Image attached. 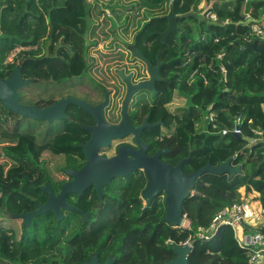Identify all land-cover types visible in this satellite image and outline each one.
<instances>
[{"label": "trees", "instance_id": "obj_1", "mask_svg": "<svg viewBox=\"0 0 264 264\" xmlns=\"http://www.w3.org/2000/svg\"><path fill=\"white\" fill-rule=\"evenodd\" d=\"M201 1L0 0V77H9L18 65L24 78L46 81L91 71L97 64L91 48L110 35L116 57L133 54L129 47L137 46L153 58L162 44L154 31L167 26L170 7L183 14ZM206 1L212 5L205 16L180 17L178 29L163 44L161 72L168 83H159L156 96L139 91L137 99L149 106L147 112L156 119L176 120L172 146L179 154L177 160L191 154L186 170L233 157L242 172L233 176L207 172L197 180L184 202L191 229L164 220L163 198L143 206L145 178L136 176L121 188L113 183L105 199L99 201L95 195L94 203L84 208L92 212V220L82 221L65 240L34 244L26 250L28 227L17 238L14 230L0 226V264H79L94 254L103 262L116 257L115 264H163L176 257L168 240L181 244L189 236L193 241L189 264H248L247 254L239 247L227 249L224 236L230 228L223 227L209 241L197 238L195 228L209 225L222 207L242 201V190L255 193L252 201L264 209V37L257 48L250 46L259 37L251 26L264 20V0ZM176 92L188 104L172 115L164 104ZM22 100L37 104L24 96ZM212 111L218 113L220 129H232L239 119L242 135L232 130L212 132L211 122L206 131H198V124ZM27 119L34 120L12 112L0 101V212L11 217L37 209L32 201L43 194L39 186L46 172L27 169L85 161L79 143L66 137L38 139L31 129H23ZM254 131L260 133L261 141L249 146L257 135ZM64 149L78 151L80 158H53ZM25 175L37 179L23 180Z\"/></svg>", "mask_w": 264, "mask_h": 264}, {"label": "water", "instance_id": "obj_2", "mask_svg": "<svg viewBox=\"0 0 264 264\" xmlns=\"http://www.w3.org/2000/svg\"><path fill=\"white\" fill-rule=\"evenodd\" d=\"M194 15L193 11L176 14L173 6L170 7L169 13L166 15L168 19V27L163 32H158L162 36V41L165 42L168 36L178 29V20L180 17ZM260 37L254 39L250 44L252 48H257ZM134 55L139 56L148 61L149 72L151 79L134 85L131 82V75H126L124 69L119 70V74L128 85V91L124 100L123 119L119 124H109L104 116V108L109 103V92H105V100L93 106L88 102L77 100L74 98H65L57 101L50 107L39 108L33 104H25L21 102L19 90L33 82L34 79H25L22 75V67L18 65L8 78L0 77V101L2 105L23 117H29L37 120H53L55 118H63L65 108L70 103H76L84 108L88 113L93 114L99 122L97 127L91 128L94 136L88 143L84 144L87 153V163L79 171H68L73 174L74 179L63 184L62 190L58 195H54L51 191L50 184L47 183L42 189L49 193V199L44 204H39L38 208L31 212H22L14 215L15 218L23 219L24 226H30L35 217L43 214L54 212L58 221L64 218L60 204L65 208L71 209L79 213L83 217L84 222L90 220V213L85 212L77 207L67 205L65 197L68 193L78 192L83 193L84 189L92 184H96V190L99 199L103 195L104 186L115 177L127 175L133 170L144 169L147 175V185L142 192V197L149 202L161 193H165L166 214L164 220L174 227H180L184 220V202L192 193L193 187L197 180L205 173L211 172L216 174H229L233 176L236 173L242 172L241 165H234V158L230 157L226 161L213 165L207 162L197 170L191 173L184 172V166L190 161L191 156L182 159L177 165L165 164L160 160V155L168 151V149L159 150L153 156H147L145 153L148 145H145L140 139L141 130L148 125V120L138 128H133L130 117L127 114L128 105L133 95L142 88H147L156 94L155 82L160 79L159 67L145 57L135 46L131 47ZM163 46L159 50L158 59ZM57 111V113H56ZM238 127H241L239 124ZM136 133L137 143L141 146L139 150L131 149L129 146H120L118 154L107 158L98 154V149L101 146L108 145L113 138H119L126 135L128 132ZM241 136V135H240ZM128 153L132 154V158L128 157ZM171 250L176 254V257L163 264H189L188 259L191 253V246L188 244H172ZM116 257L110 256L107 261H100L97 254L91 256L89 260H84L79 264H115ZM203 264H209L207 262Z\"/></svg>", "mask_w": 264, "mask_h": 264}, {"label": "flooded vegetation", "instance_id": "obj_3", "mask_svg": "<svg viewBox=\"0 0 264 264\" xmlns=\"http://www.w3.org/2000/svg\"><path fill=\"white\" fill-rule=\"evenodd\" d=\"M167 27L168 24L164 29L155 30L154 32L156 33L163 32L166 30ZM160 37L162 40L161 35ZM163 44L164 42L162 41L161 47L163 46ZM131 47L133 46L129 47V51L133 53ZM153 48H154V44H150V50H153ZM138 49L153 64V66H157L159 64V60L161 61L159 67L160 79L155 82V88L157 90L156 94H154L153 91H151L150 89L142 88L133 95L128 105L127 114L129 115L130 122L133 128L135 129L142 126L146 121V119L148 120V125L144 127L140 132L141 141L145 145H148V147L145 150L146 155L153 156L159 150L168 149V151H165L160 155V160L165 164L177 165L184 158L177 160L179 154L174 152V148L172 146L173 141L171 139L174 137V133L176 130V120L172 119L171 121L165 122L163 119H156L153 113L151 114L147 112L149 106H146L144 101H139L137 99V93L139 91L142 90L147 91L151 94V96H156L159 91V83L160 82L168 83L169 81L168 77L163 76L161 72V67L163 64V61L161 59V54L159 56V59H158L159 51L155 56H153V58H150L145 54L143 50H141L140 48ZM110 59L114 60L111 62L112 65L115 64V66H119V65L123 66L122 68H116L115 73L112 74L110 77H105L103 74H101L100 71L101 62L100 59L96 58L97 64L94 65L91 71L85 73L81 72L78 73L77 75L67 76V77H60V78L50 77L48 81L34 79V81L29 83L28 85L30 84L39 85L41 86V88H45V89L49 88L50 91L49 94H47V96L41 95L33 99V100H37V104L35 103H31V104L36 105L39 108H45L52 106L54 103L62 99L74 98L77 100L88 102L93 106H97L105 100V92L108 91L109 103L104 108V116L109 124H113V125L119 124L123 119L124 100L128 91V85L119 74V70L124 69L126 75H131V82L134 85H137L138 83L143 81L150 80L151 75L149 72L148 61L143 58H140L139 56L134 55V53L131 55L129 54L124 55L120 58L116 56H111ZM29 79H33V78H29ZM104 86L108 87V89H104ZM24 87H22L19 90L22 103H25L22 100V97L24 96L22 94V89ZM53 89L59 90L61 91V93L55 94L52 92ZM25 104H30V103H25ZM168 105L169 103L164 104L165 108L169 111V113L173 115L174 111L171 110ZM150 106H152V101L150 103ZM25 118H29V117H25ZM33 121H36L37 126H39L38 127L39 132L32 130V132L37 135L38 139L56 140L57 138L60 137H66L67 141L69 142L79 143L82 147L85 156V161L83 164L77 162L74 165H70V166L67 165L51 166L50 168H43V169L40 168L27 169V171L38 172V173L45 171L47 175L45 176L46 180L44 181V183L39 186L43 194L42 193L39 194L38 197L34 198L32 201V203H35L38 208L39 204H44L49 199V193L42 189L44 185L49 183L52 193L55 196L58 195L62 190L63 184L70 182L74 179L73 174L70 173L68 170L71 169L73 171H79L87 163V153L84 148V144L88 143L89 140L94 136L93 132L91 131V128L97 127L99 125V122L93 114L88 113L84 108L80 107L76 103H70L69 105H67V107L65 108V115L63 118L60 119L55 118L51 121L34 119ZM45 127L47 128L44 130V133H41L40 128L43 129ZM45 132H47V134H45ZM120 146H129L131 149H135V150H139L141 148V146L137 143L136 133L134 131H130L123 137L111 139L108 145L101 146L98 149V154L107 158L113 157L118 154ZM189 156H191V154ZM62 157L65 159L70 157L80 158V153L78 151H67L64 149L60 152L55 153L53 156V158H62ZM128 157L132 158V154L128 153ZM186 165L184 166L185 173H191L195 171V170H191V171L186 170ZM136 176L145 178L147 185L148 180L145 170L144 169L133 170L127 175L121 177H115L109 182L108 185L104 186L103 195L101 199H99L98 197L96 184H92L86 189H84L82 194L78 192L68 193L67 196L65 197V202L67 205L77 207L85 212L90 213V220H92L93 218L92 212L90 210H85L84 208L94 203L95 195L98 197V200L101 201L107 197L106 196V193H108L107 188L111 184L114 183L113 186H115L116 188H121L125 184L130 185L131 183H133ZM22 179L34 181V179H37V176L25 175V177H23ZM157 197L163 198L165 201V193H161L155 198ZM155 198H153V200ZM142 201H143V206L152 203V201L149 202L147 199H144L143 197H142ZM60 206L64 218L61 221H58L55 213L49 212L48 214L52 216V221L48 224V226L54 228L57 225H59L60 227L57 228L56 230L61 231L62 223L66 221V219L70 218L68 212L69 213L72 212L75 214L76 218H80L79 219L80 223L83 221V217L79 213L71 209L65 208L62 204H60ZM26 212H31V211H26ZM21 223L23 224V219L21 220Z\"/></svg>", "mask_w": 264, "mask_h": 264}, {"label": "rangeland", "instance_id": "obj_4", "mask_svg": "<svg viewBox=\"0 0 264 264\" xmlns=\"http://www.w3.org/2000/svg\"><path fill=\"white\" fill-rule=\"evenodd\" d=\"M92 1V0H90ZM212 5V3L207 2L206 0H202L200 3H198L196 6L194 5L191 7L190 11H193L194 14H199L200 16H205L206 10ZM189 11V12H190ZM99 44L95 47L93 46L91 48V55L100 59L101 62V74H103L105 77H110L112 74L115 73L117 66L112 65L113 59H110L111 56L116 55V45L113 44L111 40V35L109 38L101 37L99 40ZM50 85V84H49ZM49 88H41L39 85L30 84L22 89V94L26 99H35L38 96H47L49 94ZM53 93L59 94L61 91L59 90H52ZM51 92V93H52ZM188 104V99L181 96L179 93H175L172 101L169 103V108L173 111L178 110L181 107H186ZM218 114L217 112H214ZM210 122V115L209 117L205 118L202 122L198 124V131L203 132L206 131L208 128V124ZM23 129L26 130H33L38 131L37 122L33 121L31 119H27L24 121ZM45 128H40V132L44 133ZM39 132V131H38ZM47 134V132H45ZM252 139V137H251ZM229 142H232V139H228ZM261 141V138L259 139L258 143ZM251 143V142H250ZM250 143L248 144L250 146ZM242 199L246 201L254 200L255 193L248 194L245 190H242ZM70 218L66 219L62 223V229L61 231L56 230L59 227H50L48 224L52 221V216L50 214H43L41 216L36 217L30 226H27L28 229L26 230V239H25V249H30L34 244H40V245H46L47 243L51 242L54 239H61L65 240L69 238L74 231L79 227V219L76 218L74 213H69ZM22 219H18L15 217H11L8 214H5L3 212H0V226H3L6 229H12L16 232L17 238L20 237L24 223H21ZM188 222H190V219L188 218ZM186 221V223L188 224ZM225 240H226V247L233 248L237 246V242L235 241V236L233 233V230L227 229L225 231Z\"/></svg>", "mask_w": 264, "mask_h": 264}, {"label": "built area", "instance_id": "obj_5", "mask_svg": "<svg viewBox=\"0 0 264 264\" xmlns=\"http://www.w3.org/2000/svg\"><path fill=\"white\" fill-rule=\"evenodd\" d=\"M215 18V15H211ZM252 33L254 35L264 37V20L261 22L252 23ZM212 111L210 122L212 132L228 134L232 130L235 134L242 135L241 127H238L239 119L232 129L224 127L220 129L218 114ZM257 135L252 137L251 143H258L260 134L254 131ZM142 197V196H141ZM187 214L184 213V220L181 226L191 229V222H188ZM223 227H228L233 230L237 247L247 254L248 264H264V209L258 201H235L219 209L213 217L211 223L207 226H200L196 229L197 238L204 241H209L216 236ZM172 243V240H168ZM188 244L193 247V241L189 236L180 245Z\"/></svg>", "mask_w": 264, "mask_h": 264}]
</instances>
